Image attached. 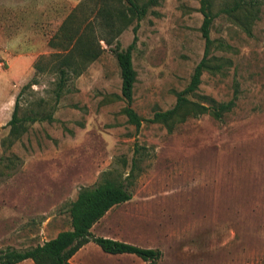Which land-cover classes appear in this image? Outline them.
Segmentation results:
<instances>
[{
	"label": "rangeland",
	"instance_id": "374dc122",
	"mask_svg": "<svg viewBox=\"0 0 264 264\" xmlns=\"http://www.w3.org/2000/svg\"><path fill=\"white\" fill-rule=\"evenodd\" d=\"M234 1L213 0L212 10ZM253 1L214 17L206 67L185 94L192 104L149 122L174 107L203 58L200 0H138L146 14L130 16L111 46L100 38L123 2L0 0V250L70 229L78 191L107 177L132 198L91 232L162 255L144 261L90 241L71 264H264V0ZM135 25L139 128L125 114L112 51L132 42ZM81 46L100 53L60 85L55 54Z\"/></svg>",
	"mask_w": 264,
	"mask_h": 264
},
{
	"label": "trees",
	"instance_id": "16d2710c",
	"mask_svg": "<svg viewBox=\"0 0 264 264\" xmlns=\"http://www.w3.org/2000/svg\"><path fill=\"white\" fill-rule=\"evenodd\" d=\"M123 2L125 7L117 8L116 16H111L110 20H106L105 26L109 29L110 37L100 38L106 45L111 46L123 28L130 23V16L137 19L142 18L147 12V4H140L138 0H117ZM200 11L203 15L201 25L202 36L205 39V50L201 61L196 65L191 76L190 82L185 89L177 95L176 104L174 107L154 112L149 122H167L177 115L179 108L192 104L185 97V94L192 92L200 82L202 70L206 67V56L212 45V40L209 37L211 23L216 15L220 12L232 13L240 9L243 5L253 6V0H236L231 5H226L218 11L213 12V0H200ZM126 10V11H125ZM137 25L133 27L134 37L132 42L124 49H119L116 45L112 51L116 57L120 68L121 75V95L126 102L125 114L128 121L139 128L144 118L139 116L133 109V88L136 81V72L132 63V50L135 47L137 36L135 35ZM70 48L75 43H78L79 38L74 40L70 38ZM117 44V43H116ZM77 54H70V50L63 49L55 54L58 59V71L60 72V85L63 83L68 69L74 75H79L85 68L86 63L94 60L100 53L98 50L89 49L87 46H81ZM67 51V52H66ZM63 53H66L63 55ZM16 104L13 110L12 123L15 118ZM202 107V106H201ZM219 108L225 109L227 106L221 104ZM203 109H207L206 107ZM218 116L219 112L215 111ZM132 198V191L129 186L123 181L114 182L105 177L99 183L91 187H82L77 194L76 199L71 202L69 214L71 218V228L58 232L53 238H50L41 244L33 247L19 250L12 247H7L0 250V264H17L21 261L30 259L34 264H71L72 256L85 244L92 241L97 244L100 249L108 254H133L144 261L154 262L158 260L162 253L159 249L140 247L125 241H120L108 237L96 236L91 232V228L97 223L113 206L129 201Z\"/></svg>",
	"mask_w": 264,
	"mask_h": 264
}]
</instances>
